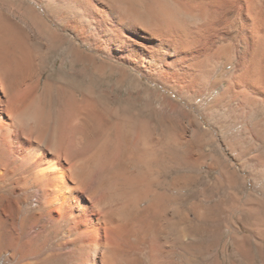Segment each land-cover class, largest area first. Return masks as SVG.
<instances>
[{
    "label": "bare ground",
    "instance_id": "obj_1",
    "mask_svg": "<svg viewBox=\"0 0 264 264\" xmlns=\"http://www.w3.org/2000/svg\"><path fill=\"white\" fill-rule=\"evenodd\" d=\"M23 1L19 14L0 10V264H177V210L155 174L168 158L201 164L183 147L187 131L108 113L94 88L80 97L53 85L33 36L44 50L66 39L68 60L94 65L95 77L106 65L132 76L136 97L145 93L170 126L189 122L192 132L198 100L217 126L237 118L241 136L230 138L252 144L238 160L261 179L264 0ZM199 127L209 132L204 120ZM184 221L189 250L188 210ZM225 251L198 264H264L249 236Z\"/></svg>",
    "mask_w": 264,
    "mask_h": 264
},
{
    "label": "rangeland",
    "instance_id": "obj_2",
    "mask_svg": "<svg viewBox=\"0 0 264 264\" xmlns=\"http://www.w3.org/2000/svg\"><path fill=\"white\" fill-rule=\"evenodd\" d=\"M38 6L44 10L45 5ZM25 7L23 0H0V10L4 9L6 13L15 11L19 14L25 11ZM33 38L34 40L36 38L33 46L35 50L38 48L36 54L40 69L44 72L45 79L50 80L53 85L59 84L62 80L80 97L87 90L94 88V98L103 109L109 111L108 113L125 114L141 121L161 119L159 126L164 133L181 132V129L182 132H190L191 137L186 133L190 142L188 140L183 147L189 148L191 153L200 157L201 164L184 166L177 161L169 160L168 154H165L168 159L161 163L159 171L157 170L155 174L156 189L166 198L169 197L171 200L169 203L177 210L176 219L179 223L177 237L173 242L177 264H198L202 258L214 260L229 256L230 253H226L225 248L232 249L237 236H249L253 242L264 247V170L262 178L258 179L253 174L256 171L253 166H245L238 160L242 155L240 150H246L252 144L248 139V142L243 139L238 142L230 138L234 135L241 136L243 127L238 124L237 118L233 119L236 120L233 121L234 128L227 127L229 119L226 127L217 126L213 121L204 118L202 111H199L202 109L197 108L201 103L198 100L192 107L194 112L191 115L195 114L192 119L195 125L191 123L195 129L192 132L187 130L189 125L186 123L189 122H184L181 127L177 124L175 127L170 126L166 122L165 112L157 110L156 113L152 108V101L144 99L145 93L142 92L136 97V83L132 76L125 74L123 76L118 69L106 65L103 75L95 77L94 65L84 69L83 66L73 65L68 60L65 53L68 45L66 39L55 44L46 41L47 47L44 50L38 45L41 39H38V36ZM55 99L57 100L54 98V101ZM55 103L56 107H60L59 101ZM202 120L210 126L208 129L211 133L197 130ZM221 123H225L224 117ZM144 205L145 203H142L141 207ZM187 210L192 220V225L189 226L192 247L189 250L186 249L183 235L180 236L186 230L184 214Z\"/></svg>",
    "mask_w": 264,
    "mask_h": 264
}]
</instances>
